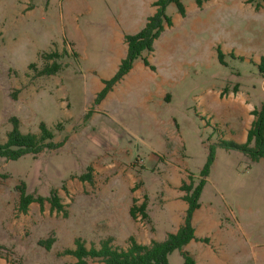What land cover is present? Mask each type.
<instances>
[{"label":"rangeland","instance_id":"obj_1","mask_svg":"<svg viewBox=\"0 0 264 264\" xmlns=\"http://www.w3.org/2000/svg\"><path fill=\"white\" fill-rule=\"evenodd\" d=\"M180 2L184 15L165 6L172 24L153 43L155 68L136 61L95 104L101 78L125 56L121 37L143 28L153 0H0V139L16 116L21 131L37 133L43 122L63 141L0 158V264H71L77 259L64 250L77 238L87 248L107 238L122 248L130 236L163 241L179 214L163 205L204 170L197 239L183 249L195 264H264V156L253 161L222 145L246 140L251 112L264 102V3ZM53 51L61 69L40 74ZM89 167L91 179H80ZM22 184L44 197L56 189L66 214L48 202L19 213ZM133 198L148 199L151 222L131 217ZM167 264H185L184 255L171 252Z\"/></svg>","mask_w":264,"mask_h":264},{"label":"trees","instance_id":"obj_2","mask_svg":"<svg viewBox=\"0 0 264 264\" xmlns=\"http://www.w3.org/2000/svg\"><path fill=\"white\" fill-rule=\"evenodd\" d=\"M256 1L255 9H259L264 0ZM173 2L176 4L178 12L185 14V8L180 0H155L153 5L156 11L147 17L143 28L135 34H125L124 42L127 46L126 55L121 59L118 69L109 79L102 80L104 86L96 94L94 103H99L111 90L113 85L121 80L132 68L136 61H140L145 67L154 69V65L149 61V56L153 52V43L164 31L165 26L172 24L171 18L165 12V6ZM199 6L204 0H196ZM222 52L218 50V56L222 59ZM62 53L57 51L49 52L43 55L44 59H52L51 63H45L40 70L42 75H52L61 69V63L58 59ZM34 64H30L33 66ZM257 69L263 77L264 87V55L261 56L257 63ZM237 90L235 89V92ZM222 93V92H221ZM253 120L247 130L246 140L238 143L235 141H223L222 145H226L245 152L251 160L256 161L264 156V102L259 108H254L251 112ZM11 128L6 132V139H0V158L5 160H16L25 154H39L45 149H56L60 147L63 141L54 142V131L47 127L43 122L39 124V132H23L20 129L19 119L12 116L9 119ZM210 163V159L208 164ZM88 172L80 175V179H91V168ZM206 170L202 171L201 178L198 183H194L192 175L188 176L189 182L182 181L179 190L184 192L182 199L187 202V209L183 218V223L176 232L169 233L163 241L152 239L149 243H141L133 236L128 238V246L126 248L112 246V238L101 241L99 248H87L83 241L79 238L75 239V247L67 248L64 253L74 256L77 260L71 264H87L89 258H100L105 264H167V256L175 251H180L185 258V264H195V261L189 256L188 252L183 248L195 237V229L192 225V215L199 208V194L205 184ZM19 188L18 212L27 213L29 205L32 202L39 204L43 208L45 202L49 203L51 211H64V204L56 189H51L47 197L26 193L25 186L22 184ZM147 198L140 204H136L133 198V204L130 207V215L136 220L140 218L142 221L151 222L148 213ZM65 212V211H64ZM66 214V212H65ZM50 238L49 241H53ZM207 241L206 238L203 239Z\"/></svg>","mask_w":264,"mask_h":264},{"label":"crops","instance_id":"obj_3","mask_svg":"<svg viewBox=\"0 0 264 264\" xmlns=\"http://www.w3.org/2000/svg\"><path fill=\"white\" fill-rule=\"evenodd\" d=\"M154 1L155 0H153V3H154ZM153 3H152V5H153ZM154 6V8H155V10H154V12L156 11V6L155 5H153ZM153 12V13H154ZM152 15V14H151ZM121 42H122V44L124 45V48H125V52L127 51V46H126V44H125V42H124V37H121ZM152 54V53H151ZM125 55H126V53H125ZM125 56H123V58H124ZM149 61L151 62V64L153 65V63H152V61H151V59H150V56H149ZM137 62H139V63H141L140 61H137ZM142 64V63H141ZM135 65V64H134ZM143 65V64H142ZM144 66V65H143ZM145 67V66H144ZM146 68H148V67H146ZM133 69V68H132ZM131 69V70H132ZM130 70V71H131ZM129 71V72H130ZM128 72V73H129ZM101 79H107V78H101ZM234 95H236V93L234 94ZM178 195H179V197H178V199H176V200H174V201H172V204H170V205H168V203L166 202L163 206H165V207H167V208H169L170 210H176V209H179V214H177V216H176V219H175V221H177V227H176V230L179 228V226L183 223V218H184V215H185V211H186V209H187V202L185 201V200H183L182 199V196H183V193L179 190L178 191ZM175 204H177V205H175ZM176 212V211H175ZM194 214V213H193ZM174 232H176V231H174ZM195 237H196V234H195ZM197 238V237H196ZM194 240V239H193ZM192 241V240H191ZM190 241V242H191Z\"/></svg>","mask_w":264,"mask_h":264}]
</instances>
